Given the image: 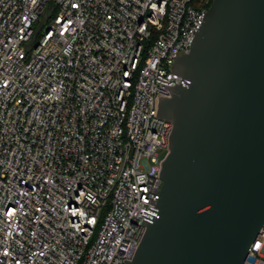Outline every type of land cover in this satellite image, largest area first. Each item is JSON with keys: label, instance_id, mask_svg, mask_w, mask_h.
<instances>
[{"label": "built area", "instance_id": "2783aa9c", "mask_svg": "<svg viewBox=\"0 0 264 264\" xmlns=\"http://www.w3.org/2000/svg\"><path fill=\"white\" fill-rule=\"evenodd\" d=\"M207 9L0 0V264L131 261L172 129L159 96ZM245 263L264 264V225Z\"/></svg>", "mask_w": 264, "mask_h": 264}, {"label": "water", "instance_id": "95a60500", "mask_svg": "<svg viewBox=\"0 0 264 264\" xmlns=\"http://www.w3.org/2000/svg\"><path fill=\"white\" fill-rule=\"evenodd\" d=\"M171 71L160 192L127 264H246L264 225V0H212Z\"/></svg>", "mask_w": 264, "mask_h": 264}, {"label": "flooded vegetation", "instance_id": "af4514ba", "mask_svg": "<svg viewBox=\"0 0 264 264\" xmlns=\"http://www.w3.org/2000/svg\"><path fill=\"white\" fill-rule=\"evenodd\" d=\"M210 2V0H202V4H204L207 7V4ZM208 8V7H207Z\"/></svg>", "mask_w": 264, "mask_h": 264}, {"label": "trees", "instance_id": "16d2710c", "mask_svg": "<svg viewBox=\"0 0 264 264\" xmlns=\"http://www.w3.org/2000/svg\"><path fill=\"white\" fill-rule=\"evenodd\" d=\"M212 0H210V2L207 4V7L209 8V6L211 5Z\"/></svg>", "mask_w": 264, "mask_h": 264}, {"label": "rangeland", "instance_id": "374dc122", "mask_svg": "<svg viewBox=\"0 0 264 264\" xmlns=\"http://www.w3.org/2000/svg\"><path fill=\"white\" fill-rule=\"evenodd\" d=\"M35 28H37V26H35Z\"/></svg>", "mask_w": 264, "mask_h": 264}]
</instances>
